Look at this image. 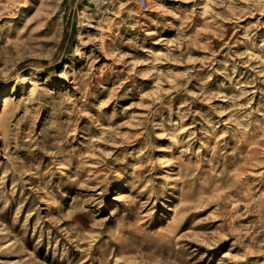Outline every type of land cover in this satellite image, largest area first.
I'll list each match as a JSON object with an SVG mask.
<instances>
[{"label": "rangeland", "instance_id": "rangeland-1", "mask_svg": "<svg viewBox=\"0 0 264 264\" xmlns=\"http://www.w3.org/2000/svg\"><path fill=\"white\" fill-rule=\"evenodd\" d=\"M146 3L0 0V264H264V0Z\"/></svg>", "mask_w": 264, "mask_h": 264}, {"label": "built area", "instance_id": "built-area-1", "mask_svg": "<svg viewBox=\"0 0 264 264\" xmlns=\"http://www.w3.org/2000/svg\"><path fill=\"white\" fill-rule=\"evenodd\" d=\"M109 2L110 0H85L86 8L89 10L107 6ZM138 5L140 8L145 9L147 6L146 0H138Z\"/></svg>", "mask_w": 264, "mask_h": 264}, {"label": "bare ground", "instance_id": "bare-ground-1", "mask_svg": "<svg viewBox=\"0 0 264 264\" xmlns=\"http://www.w3.org/2000/svg\"><path fill=\"white\" fill-rule=\"evenodd\" d=\"M107 9H108V5L107 6H104V7L98 8L95 13H87V14H84L83 17L85 18L86 23L91 24L93 22V20H97V19L102 18V16H104L105 11Z\"/></svg>", "mask_w": 264, "mask_h": 264}, {"label": "crops", "instance_id": "crops-1", "mask_svg": "<svg viewBox=\"0 0 264 264\" xmlns=\"http://www.w3.org/2000/svg\"><path fill=\"white\" fill-rule=\"evenodd\" d=\"M85 2V0H83Z\"/></svg>", "mask_w": 264, "mask_h": 264}]
</instances>
